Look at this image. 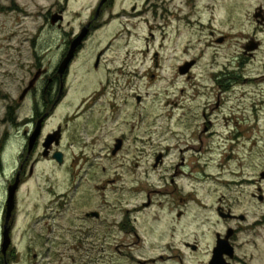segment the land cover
<instances>
[{
    "label": "rangeland",
    "instance_id": "374dc122",
    "mask_svg": "<svg viewBox=\"0 0 264 264\" xmlns=\"http://www.w3.org/2000/svg\"><path fill=\"white\" fill-rule=\"evenodd\" d=\"M13 1L0 0V264H136L132 257L146 261L170 255L164 251L162 232L152 227L157 220L171 219L163 207L174 198L169 195L173 191L176 198L188 200L187 209L192 214H198L199 203L208 208L203 212L210 219V249L217 232L239 226L216 216L212 208L218 200L223 199L221 205L231 208L235 215L249 209V221L240 225L243 232L236 244L242 248L238 252L244 264H264V228H251V209L257 202L250 195L256 190L244 184L259 179L264 171V142L240 140L234 143V152H228L222 142L207 139L203 153L198 154L192 150L197 143L191 139V128L172 123L174 114L183 113L181 108L174 110L172 104L192 103L190 96L201 87L210 88V95L193 103L214 104L219 100L223 105L217 112H207L212 121L210 132L216 127L229 132L240 120L249 118L246 105L254 102L257 88L262 86L233 87L226 94L214 90V73L225 71L229 63L230 71H235L232 58L237 47L210 46L209 32L248 30L245 26L252 22L253 8L262 0H115L104 16L108 24L89 39L96 53L106 51L101 70L92 74L86 90L71 93L70 100L78 104L96 93L97 101L83 114L61 107L51 118L45 133L74 114L61 145L66 153L64 165L42 160L34 175H27L16 196L12 246L7 258L3 257L8 189L15 183L26 144L24 131L28 129L10 123L8 107L27 86L35 51L43 61L47 41L61 39L58 32L40 30L52 0H16L20 12L24 11L18 15L6 13ZM99 1L69 0L66 32H78ZM135 5L139 13L129 17ZM192 61L197 65L189 80L179 69ZM263 65L257 63L254 70L264 71ZM249 91L252 93L247 96ZM100 94L103 96L99 98ZM137 97L142 98L141 105ZM240 103L245 106L238 107ZM29 105L26 102L18 114L19 122L30 116ZM121 115L126 124L117 132L115 125L121 122ZM113 117L117 121L102 129L100 142L85 149L96 140L95 122ZM121 135L127 137L124 152L114 158L106 156L112 139ZM216 147H220L218 152ZM81 152L86 153L83 159ZM160 154L164 155L163 164L155 168ZM200 159L201 165L196 162ZM193 163L209 175L202 176L201 184L196 182L199 170H193ZM241 191L245 196L239 205ZM148 198L152 205L143 208ZM192 198L199 203L191 202ZM95 211L101 213L100 220L86 217ZM125 220L138 225L142 238L132 250L128 247L137 240L118 228ZM201 262L185 259V264ZM156 264L179 263L170 260Z\"/></svg>",
    "mask_w": 264,
    "mask_h": 264
},
{
    "label": "flooded vegetation",
    "instance_id": "af4514ba",
    "mask_svg": "<svg viewBox=\"0 0 264 264\" xmlns=\"http://www.w3.org/2000/svg\"><path fill=\"white\" fill-rule=\"evenodd\" d=\"M114 1L115 0H110L107 2L98 14V9L102 2V0H100L95 7L94 13H92L85 25H83L78 32L75 33L73 31L70 34L66 32L65 18L69 0H52V3L46 9V13L43 16L44 25L40 30L43 31L48 29L51 33L58 32L61 39L56 40L51 38L47 41V51L44 57L46 61H42L35 51V57L33 55L35 62L29 71L27 86L22 90L19 98L15 99L8 107V112L10 111L12 115L10 123L18 128L21 126L28 128L24 131L26 144L20 157L15 176L16 180L17 176L20 174V186L25 183L27 175L30 177L34 175L36 167L42 163V160L52 159L58 164L54 159V155L57 152L63 154L64 165L66 153L62 151L61 145L63 135L66 133L69 124L73 122L74 117L72 118V116L74 114L65 118L62 124L58 125L50 132L45 133L46 127L53 115L61 107H66L69 110L74 109L77 113L81 112L83 114L84 111H87L96 103V93L83 98L78 104L70 101L73 97L71 93H78L86 90L88 87L87 84L91 83L92 74L101 70L106 51L102 50L96 53L92 46H90L89 39L108 24V21L104 20V16L106 11L114 5ZM152 7L157 10V7ZM8 8L6 12L8 14H24V11L20 12L16 0L13 1ZM253 12L252 22L245 26L249 28L248 30H240L235 34H218L215 30H210L209 32L210 46H216L215 48H225L228 45L237 47L235 49L236 55L232 58V61L236 62L235 71H230L231 65L229 63L225 71L214 73L212 79L217 86L214 90H218L221 94H226L227 92H231L233 87L251 88L254 86H262L261 88H257L254 102L246 105V107H248L247 110L250 112L249 118L244 122L240 120L229 132H220L218 127H216L215 131L210 132L212 121L209 119L207 112H217L223 105L219 100L214 104L209 102L193 103L197 100H207L210 95V88H208L209 90L207 91L205 88L201 87L200 91H195V93L190 96L189 101L192 103L180 104L174 102L172 104L174 110L178 111L181 108L183 112L181 115H179V113L174 114L172 123L175 124V127L183 123L187 125L188 128H191V139H195L197 143L192 149L195 153H203L202 151L207 139L213 140L214 143L222 142L223 147H228V152H234V143L240 140H245L247 143L251 144H257L258 141L264 142V71L259 72L254 70L257 63L264 64V0H262V4L253 8ZM137 13H139L138 6L135 5L128 16L136 17ZM84 31H86L87 34L86 38L75 50H73L77 38ZM234 42L235 45L232 44ZM71 55V60L65 65V62ZM48 57L50 60H47ZM191 63H194V65L185 75L189 80L192 79L193 70L197 65V61H192ZM75 65H78V71ZM251 93L252 92L249 91L247 96H250ZM102 96L103 95L100 94L99 98ZM138 98L139 97H137V102ZM249 100L251 99L249 98ZM26 102L30 103V116L26 120L19 122L18 114L23 110ZM138 104L141 105V102H138ZM124 106H127V103ZM237 106L243 107L245 105L240 103ZM112 108H115V106L113 105ZM120 117L122 118L121 122L115 125L118 129L117 132H120L119 128L126 124L125 121H122L124 117H122V115ZM186 118H188V120H185ZM116 121L114 117L113 119L104 118L97 120L95 122L96 140L86 145L85 149L95 146L100 142L102 138L100 135L102 129L109 127ZM245 122L246 124H244ZM39 125H41V134L30 152V141ZM58 130L61 131V145L56 148L54 143L49 149V155L45 157V142L50 135L55 134ZM111 133L113 134L114 132L111 131ZM126 140V135L114 137L111 142L113 145L109 148V153L106 156L114 158L122 154L125 150ZM80 142H82V139ZM228 143H231V145L227 146ZM216 150L218 152L220 147H216ZM181 152H183V149ZM213 153L217 155L215 150ZM79 156L83 159L84 156L86 157V153L81 152ZM158 158L159 161L157 162ZM157 159L155 168L163 164L164 155L160 154ZM196 162H198L199 165L202 164L201 159ZM196 169L199 170L198 174L200 177V179L199 177L196 178V182L201 184L204 182L201 179L202 176L207 178L209 175H204L202 167L193 163V170L195 171ZM110 183L113 182L109 181L108 184ZM244 184L252 186L256 190L255 193L250 195L253 200L257 202L252 205L253 208L251 209L252 217L254 218L251 228H264V171L260 173L259 179L246 180ZM102 189L105 190V187H102ZM175 192L176 191H173L169 194L174 198L168 203L167 207H163V210L166 209L169 212L171 219L163 222L157 220L152 227L158 229V232H162L160 237H162L163 241L166 239L164 251L170 255L166 256L161 254L159 259L155 260L141 261V259L137 257H132L131 260L136 264H148L147 262L156 264L157 262H167L170 260H176L179 264H185V259L189 260V258H191L192 260L202 259L200 264H211L214 250L218 242L226 239L228 232L234 230L233 236L230 238V244L234 247V256L230 257L226 254L224 257L228 263L244 264L238 252L242 247H237L236 241H238L239 235L243 232V228L240 227V225L246 224L249 221L247 212L249 209L246 210L245 214L235 215L231 208H227L223 204L221 205L223 199L218 200L216 207L212 208L215 210L216 216L224 222L235 221L239 226H236V229L227 227L222 233L217 232L214 238V245L212 249H210V219L204 215L203 212L207 211L208 208L203 207V204L192 198L191 202H195L196 204L197 201V203L200 204L198 207V214H192L188 212L187 209L188 200L185 198H176L177 195ZM238 194L237 200L240 205V203H243L242 198L245 196V193L241 191ZM150 205H152V201L148 198V202L143 204V208L149 207ZM90 214L92 216L88 217ZM86 217L100 220L102 215L95 211L87 213ZM159 222L160 225H156ZM118 228L121 232L133 236L137 240L135 243L129 245V250H132L137 244L142 243V238L137 232L139 227L136 223L125 220Z\"/></svg>",
    "mask_w": 264,
    "mask_h": 264
},
{
    "label": "water",
    "instance_id": "95a60500",
    "mask_svg": "<svg viewBox=\"0 0 264 264\" xmlns=\"http://www.w3.org/2000/svg\"><path fill=\"white\" fill-rule=\"evenodd\" d=\"M110 0H102L100 7L98 9V14L101 11V8ZM87 34L86 31H84L76 40L73 50H75V48L80 45L83 40L86 38ZM73 53V52H72ZM72 55L70 56V58L67 59V61L65 62V65L68 64V62L71 60ZM194 65V63H187L185 66L180 68V73L182 75H186L191 67ZM138 102H141V98H138ZM41 134V125L38 126L35 134L33 135V137L31 138L30 141V152L32 151V148L36 142V140L39 138ZM55 143V147L58 148L61 144V131L58 130L55 134L50 135L46 142H45V154L44 156L47 157L49 155V149L50 147ZM54 159L58 162L59 165H63V154L61 152H57L54 155ZM159 161V158L157 159V162ZM20 184H21V180H20V174L17 176V179L15 180V183L12 184L9 189H8V198H7V203H6V222H5V226H4V232H3V243H2V255L3 257L6 259L9 249L12 246V237H11V233H12V227H13V219H14V211L16 209V196L18 193V190L20 188ZM92 215H88V217H91ZM234 230H230L228 232V235L226 237V239L221 240L220 242H218V245L216 247V249L214 250V255H213V259L211 264H231L228 263L225 260V255H229L230 257L234 256V247L230 244V238L233 236ZM5 264H8V262H6Z\"/></svg>",
    "mask_w": 264,
    "mask_h": 264
},
{
    "label": "bare ground",
    "instance_id": "6f19581e",
    "mask_svg": "<svg viewBox=\"0 0 264 264\" xmlns=\"http://www.w3.org/2000/svg\"><path fill=\"white\" fill-rule=\"evenodd\" d=\"M115 72L117 71V69L114 70Z\"/></svg>",
    "mask_w": 264,
    "mask_h": 264
}]
</instances>
